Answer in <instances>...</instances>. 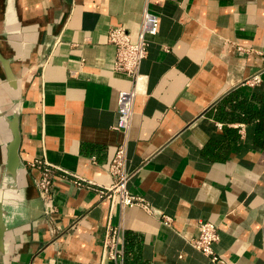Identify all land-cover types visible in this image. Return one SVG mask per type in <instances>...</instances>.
<instances>
[{
    "label": "crops",
    "instance_id": "1",
    "mask_svg": "<svg viewBox=\"0 0 264 264\" xmlns=\"http://www.w3.org/2000/svg\"><path fill=\"white\" fill-rule=\"evenodd\" d=\"M144 7L158 30L139 65L125 170L153 212L94 189L112 182L117 94L131 86L107 30L135 40ZM0 54L15 76L12 87L0 62V110L18 100L25 168L0 264H217L189 243L199 219L216 225L228 262L264 264V0H0ZM3 131L0 120V181ZM34 158L55 167L51 212ZM107 225L123 232L121 260L103 255Z\"/></svg>",
    "mask_w": 264,
    "mask_h": 264
},
{
    "label": "built area",
    "instance_id": "2",
    "mask_svg": "<svg viewBox=\"0 0 264 264\" xmlns=\"http://www.w3.org/2000/svg\"><path fill=\"white\" fill-rule=\"evenodd\" d=\"M158 30V17L147 7L141 12L139 29L135 40L131 39L129 31L121 25L112 26L107 30V41L114 48L113 69L125 75L131 86L120 90L117 94L118 118L115 129L124 134L109 163L108 171L112 176V182L108 186L94 188L91 182H86L87 187L94 188L100 197L111 201L117 200L121 206H139L147 211L153 212L141 196L132 195L127 188L130 174L125 170L126 143L125 137L131 125L133 114V102L138 93L137 82L140 79L139 65L147 54L148 40ZM259 74H253L247 82L252 84L260 82ZM29 168L35 172L33 181L39 197L44 202L45 213L51 212L49 204L50 188L52 182V170L55 168L44 159L34 158L28 162ZM82 180H75L77 185H84ZM165 223H170L168 216H162ZM197 235L189 239V243L198 251L206 255L217 264H231L223 254L215 251L214 245L218 240L217 227L214 223L199 219L195 223ZM123 232L119 227L107 225L103 232V255L106 259L118 260L122 258Z\"/></svg>",
    "mask_w": 264,
    "mask_h": 264
},
{
    "label": "water",
    "instance_id": "3",
    "mask_svg": "<svg viewBox=\"0 0 264 264\" xmlns=\"http://www.w3.org/2000/svg\"><path fill=\"white\" fill-rule=\"evenodd\" d=\"M0 62L4 67L9 84L15 86V76L10 68L9 60L0 54ZM11 113L7 114L0 110V120L4 125L3 148H4V168L0 181V246L4 243V232L6 229L4 216L5 206L14 201L18 195L19 184L22 172L25 170L19 154L20 130L18 100L14 99L11 105Z\"/></svg>",
    "mask_w": 264,
    "mask_h": 264
}]
</instances>
